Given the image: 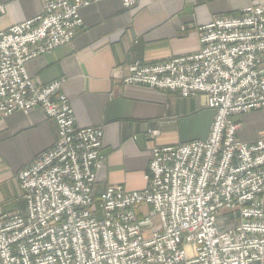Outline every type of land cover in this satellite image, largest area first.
<instances>
[{
	"label": "built area",
	"instance_id": "built-area-1",
	"mask_svg": "<svg viewBox=\"0 0 264 264\" xmlns=\"http://www.w3.org/2000/svg\"><path fill=\"white\" fill-rule=\"evenodd\" d=\"M91 2L42 0L0 31L1 115L41 107L59 126L17 174L23 210L0 206V264H264V139L238 138L239 116L264 108V4L200 26L195 53L130 67L125 84L204 94L215 117L206 139L155 146L146 187L129 191L97 187L104 128L78 126L64 81L39 86L26 67L71 44Z\"/></svg>",
	"mask_w": 264,
	"mask_h": 264
},
{
	"label": "crops",
	"instance_id": "crops-1",
	"mask_svg": "<svg viewBox=\"0 0 264 264\" xmlns=\"http://www.w3.org/2000/svg\"><path fill=\"white\" fill-rule=\"evenodd\" d=\"M81 8L83 26L69 45L55 48L26 67L43 86L63 80L61 91L71 100L76 124L102 126L107 161L98 173L100 190L123 185L129 191L146 187L145 175L158 145H176L208 138L215 111L204 94L125 84L136 62L159 63L200 49V26L215 16L236 15L264 0H138L126 9L121 0H91ZM0 31L39 14L42 0H0ZM238 138L264 139V108L241 116ZM149 130H159L152 137ZM59 136V126L41 107L9 116L0 113V206L23 210L18 172Z\"/></svg>",
	"mask_w": 264,
	"mask_h": 264
},
{
	"label": "rangeland",
	"instance_id": "rangeland-1",
	"mask_svg": "<svg viewBox=\"0 0 264 264\" xmlns=\"http://www.w3.org/2000/svg\"><path fill=\"white\" fill-rule=\"evenodd\" d=\"M20 195H21V193H20Z\"/></svg>",
	"mask_w": 264,
	"mask_h": 264
}]
</instances>
